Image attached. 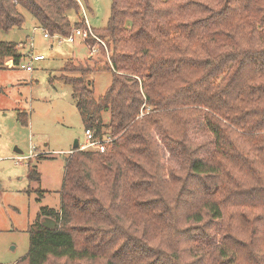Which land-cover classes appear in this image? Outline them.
Listing matches in <instances>:
<instances>
[{
	"label": "trees",
	"instance_id": "obj_1",
	"mask_svg": "<svg viewBox=\"0 0 264 264\" xmlns=\"http://www.w3.org/2000/svg\"><path fill=\"white\" fill-rule=\"evenodd\" d=\"M81 9L79 0H0V30L21 28L26 10L37 28L69 36L85 24L67 12ZM95 31L110 63L69 61L60 78L84 129L112 140L66 157L60 210L41 208L14 264H264V0H111L108 25ZM23 57L0 41V68ZM98 69L112 83L95 98L87 77ZM197 119L213 136L210 157L189 137ZM155 129L180 152L179 169L162 163Z\"/></svg>",
	"mask_w": 264,
	"mask_h": 264
},
{
	"label": "rangeland",
	"instance_id": "obj_2",
	"mask_svg": "<svg viewBox=\"0 0 264 264\" xmlns=\"http://www.w3.org/2000/svg\"><path fill=\"white\" fill-rule=\"evenodd\" d=\"M84 6L88 23L104 43L102 54L91 56L89 45L75 34L74 43L60 42V36L44 37V31L37 28L32 15L23 10L25 22L21 28L0 30V41L15 42L24 56L20 63L29 61V55H43L44 59L33 63L28 71L21 64L12 66L8 59L0 68V263L14 264L29 251L28 227L33 223L42 207L60 210L65 159L72 152L76 139L79 144L85 140L84 126L77 110L72 87L60 76L67 62L91 65L99 62L103 67L110 63V51L95 30L108 25L111 14V0H80ZM82 8V7H81ZM67 15L74 25L85 14L70 10ZM85 24V23H84ZM76 27V29H85ZM72 31V33H73ZM71 33V34H72ZM76 33V32H75ZM92 38V37H91ZM70 75V73H64ZM71 76H80L71 73ZM95 98L103 96L112 83V72L98 69L87 77ZM20 112L28 116V124H22ZM109 113L104 114V121ZM107 133V130H104ZM109 136L108 133L105 134ZM154 138L160 146L162 163L179 169L180 152L166 143L158 129ZM189 137L196 144L207 145L202 157H210L215 151L213 136L206 129L202 119L195 120L189 128ZM20 150L21 152H18ZM42 157V158H41ZM34 168L40 178H33ZM219 222L214 230V245L219 244ZM206 249L205 244L199 250Z\"/></svg>",
	"mask_w": 264,
	"mask_h": 264
},
{
	"label": "built area",
	"instance_id": "obj_3",
	"mask_svg": "<svg viewBox=\"0 0 264 264\" xmlns=\"http://www.w3.org/2000/svg\"><path fill=\"white\" fill-rule=\"evenodd\" d=\"M80 4L82 7V11L85 14L84 23L87 25V27L83 30L76 29L69 36H60V38L58 40L60 42H65V43H74L75 42V34L78 33L80 35L82 41H84V43L86 42L89 45L90 55L94 56L99 52V49L95 45H91L88 42V39L90 37H92L99 43H104V42L98 36L95 35L93 29L91 28V26L88 23V19L86 17V12H85L84 6L82 5L81 2H80ZM50 36L51 35L48 32L44 31V37L45 38H49ZM56 36H59V35H56ZM42 59H44L43 55L30 54L29 55V61L26 63H20V64H21V67L23 69L31 71V70H33V63L36 61H40ZM10 62L12 63V66H15L13 60H11ZM84 136H85L84 143L79 144L78 149H80V150H97V151L104 152L106 149L107 143H109L112 140L109 136H106V135L96 136L95 130H92V129H86L84 131Z\"/></svg>",
	"mask_w": 264,
	"mask_h": 264
},
{
	"label": "water",
	"instance_id": "obj_4",
	"mask_svg": "<svg viewBox=\"0 0 264 264\" xmlns=\"http://www.w3.org/2000/svg\"><path fill=\"white\" fill-rule=\"evenodd\" d=\"M73 148L74 149H78L79 148V141L78 139L75 140L74 142V145H73ZM18 152H21L20 150H17ZM43 225L46 226V227H49V228H55V227H58V224L57 222L52 219V218H45L43 221H42Z\"/></svg>",
	"mask_w": 264,
	"mask_h": 264
},
{
	"label": "crops",
	"instance_id": "obj_5",
	"mask_svg": "<svg viewBox=\"0 0 264 264\" xmlns=\"http://www.w3.org/2000/svg\"><path fill=\"white\" fill-rule=\"evenodd\" d=\"M19 47V46H18Z\"/></svg>",
	"mask_w": 264,
	"mask_h": 264
}]
</instances>
